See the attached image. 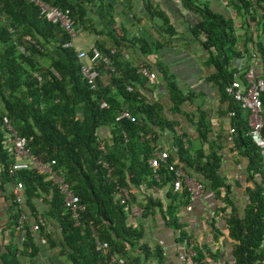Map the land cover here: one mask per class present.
I'll return each instance as SVG.
<instances>
[{"label": "trees", "instance_id": "16d2710c", "mask_svg": "<svg viewBox=\"0 0 264 264\" xmlns=\"http://www.w3.org/2000/svg\"><path fill=\"white\" fill-rule=\"evenodd\" d=\"M43 1L68 9L71 24L78 31L103 32L106 26L103 30L98 29L101 31L96 30L97 26L91 19L93 15L104 25L105 22L113 23L112 19L105 20L103 11L107 6L101 1ZM182 4L200 15L192 33L195 36L203 33L201 45L206 50L213 49V53L208 51L207 63L213 66L214 72L207 79L218 87L221 100H224L227 96L223 87L233 78L228 64L233 53L228 50V45L232 47L234 41L230 32L231 20L206 7L200 8L191 0H182ZM249 5L250 1H243L244 8ZM144 8L150 18L158 16L166 25L167 20L159 10L150 8L148 2H144ZM259 21L264 33V7ZM113 24L108 34L116 32L118 35L122 28L114 29ZM166 31L171 32L169 26ZM119 35L114 36L112 44L104 41L94 44L108 62L95 60L98 76L94 89H91L79 74L80 61L75 56L76 49L62 46L70 40L63 29L40 16L29 0H0V187L17 181L22 184V202L17 205L10 201L8 223L4 226L0 224V264H22L20 257L31 261L35 256L37 245L26 224L19 231L22 232L20 246L10 241L5 243L2 235L6 228L12 233L20 210L25 211L27 207L30 213L35 212L32 210L35 199L47 204L41 217L54 219L60 230L57 242L46 233H42L43 237L50 246H58V253L66 255L70 264H106L108 257L114 253L126 260L124 264H140L149 257L161 260L159 245L156 243L153 250H149L140 241V225L127 222L129 206L135 201L141 184L154 182L146 160L158 136L164 131H173L172 128L177 125L169 113L180 111L183 104L192 101L193 94L183 93L165 72H161L167 100H144L142 89L145 90V78L137 73V69H148L147 64L143 61L134 65L122 57L121 50L125 45L122 34ZM260 49L264 59V49ZM140 50L144 51L143 48ZM126 86H130L131 90L126 91ZM100 99L106 102V108H99ZM262 101L264 113V97ZM121 109H126L131 119L115 122L114 116ZM227 109L234 113L232 122L236 131L233 148L246 159V179L253 184L252 188H246L248 203L242 216L233 211L225 219L227 236L235 240L231 244L232 264H259L264 260V246L261 244L264 236V166L250 139L242 135L245 129V118L240 116L242 109L233 102H229ZM195 114H191L195 120L190 118L189 121L194 126L199 147L193 149L194 158L189 160L184 156L186 148L182 147L181 136H175L178 158L187 169L193 167L210 190L217 193L219 186L223 185L224 192L228 194L229 186L217 174L219 155L215 151L202 155L200 145L210 131L208 114L200 106L196 107ZM3 116L18 135L25 137L35 156L44 161H54V169L62 173L70 191L84 206L77 221L64 209L61 195L45 175L30 170L8 174L7 166L12 160L11 151L4 141ZM105 129L108 131L102 134ZM262 132L264 135V127ZM201 157L204 161L195 164ZM159 175L161 183L170 179L162 168ZM120 189L127 191L126 199ZM146 190L149 191L148 196L137 203L139 216L147 217L157 208L162 219L166 216L168 225L177 228L179 234L175 242L190 238L179 228L175 217L179 206L185 207L189 202L185 189L179 196L173 194L166 206L154 197L149 186ZM227 194L224 196L227 197ZM89 222L97 238L107 242V249H94ZM193 248L195 253L191 261L203 264L201 252L195 245ZM131 251H137V254L131 255Z\"/></svg>", "mask_w": 264, "mask_h": 264}, {"label": "crops", "instance_id": "0c3cea01", "mask_svg": "<svg viewBox=\"0 0 264 264\" xmlns=\"http://www.w3.org/2000/svg\"><path fill=\"white\" fill-rule=\"evenodd\" d=\"M100 1L107 6V8L104 7L103 11L105 20L112 19L113 27L122 28V32L118 35L121 36L122 34L123 36L121 39L124 40L125 47L122 48L121 52L126 54V58L123 54L122 57L130 60L134 65L144 61L147 64L148 71L155 74L152 81H148L144 77L143 99L148 102L155 101L158 98L162 101L167 100L164 88L165 81L161 72H165L167 77L183 93L193 94L192 101L183 104L180 111L169 113V117L176 120L177 125H174L173 131L168 130L161 133L153 146L151 145L152 150L154 148H169L170 146L177 147L174 138L175 136H181L182 147L186 148L184 156L192 160L194 158L193 149L199 147V143L195 138L194 126L189 121L190 118L193 121L195 120V116L193 118L191 114L196 115L197 106H200L208 114L210 131L206 140L200 145L203 151L202 155L206 156L211 151H215L219 155L220 161L217 174L222 178L223 183L229 186V193L224 192L223 185L219 186L217 193L210 190L206 185V181L198 172L193 170V167L187 169L184 166L182 160L178 158L177 152L169 153L168 161L183 169L188 176L195 178L203 188L200 197L187 203L191 206L190 209L185 208L187 205L185 207L179 206L175 217L180 226L179 228L193 240L195 247L201 252L203 264H232L231 244L235 243V240H231L227 236L225 219L233 211L237 216H242L244 206L248 203L246 188H252L253 184L246 179V159L225 141L227 127L232 121L226 113L230 110L227 109L229 102L233 101L228 97L221 100L218 87L207 79L214 72L213 66L207 63L208 51L213 53V49L206 50L201 45L204 40L203 33L197 36L192 33V28L200 20V15L191 7H185L182 0H95V3ZM243 1L246 0H191L198 7L202 6L208 9L211 6V12L214 11L213 13L224 19L231 20L230 32L234 41L232 47L228 49L233 51L228 64L233 75L232 80H237L240 83L243 82V73L247 69H252L255 76L264 78V59L263 52L260 49H264V33L261 30L259 21L262 7H264V0L259 2L248 0L251 5L247 8L243 7ZM144 2H148L150 8L159 10L164 15L167 20L166 25L158 16L149 17L147 10L144 8ZM210 9L208 10L210 11ZM91 19L97 26L96 30H103L106 26L107 31L106 28L102 33L92 31L95 34L92 40L93 44L83 41L82 35H80L82 31H79L72 41V47L76 50L87 49L92 45L95 46L94 43L100 41L112 44L114 43V36H118L116 32L108 34L113 24L112 21L111 25L107 22L104 25L97 16L93 15ZM168 26L171 32L166 31ZM106 32L107 35L105 36ZM137 39L140 42L136 41ZM140 48H143L144 51ZM163 69L165 71H161ZM245 114L244 110H240V116L243 119ZM106 131L108 130L105 129V131L100 132L104 134ZM3 135L7 145L5 146L10 150L9 136L7 133ZM13 158L11 153L12 161ZM261 159L264 166L263 158L261 157ZM203 161L204 157H201L200 160L195 161V164ZM160 168L162 167L160 166ZM159 169L157 179L153 178L151 174L153 184H141L135 201H133L135 203L131 202L129 209L132 206L140 209L137 203L141 198L148 196L149 191L146 190L148 186L154 197L164 206L170 202L173 194L179 196L180 192L184 190L182 187L178 191H173L169 180L161 183ZM255 180L259 181V178H255ZM12 184L4 185V188L0 187V224L3 226L8 223L10 216L8 205L10 201L12 202L10 191ZM225 194H227V197L224 196ZM32 204L34 213H30L27 207L24 210L29 218L26 223L27 230L33 237L35 245H37V252L31 261L26 257H20L21 263L70 264L66 259V255L58 253L59 247L50 246L43 237L42 233H46L50 235L51 239L56 242L59 241L60 230L54 219L42 218L43 225L39 226L37 231L31 230L30 223L34 221L36 215L43 214L47 206L40 199L33 200ZM129 213L127 222L139 224L142 229L140 241L151 251L156 243L161 250V260H157L156 257H149L140 264H189L180 262L177 259L174 243L179 234L178 230L168 225L166 216L162 219L157 208H154L152 213L144 218L133 215L130 210ZM2 235L5 243L10 241L14 245L20 246L22 232H15L14 227L12 233H10L9 228H6L3 230ZM261 244L264 246V236ZM130 253L136 255L137 251H131ZM125 261L124 259V263ZM105 263L107 264V261Z\"/></svg>", "mask_w": 264, "mask_h": 264}, {"label": "built area", "instance_id": "2783aa9c", "mask_svg": "<svg viewBox=\"0 0 264 264\" xmlns=\"http://www.w3.org/2000/svg\"><path fill=\"white\" fill-rule=\"evenodd\" d=\"M33 5L36 6L38 14L42 16L45 20L52 24H57L61 29H63L68 35L70 40H67L62 44L63 47L72 46V41L78 34V30L75 29L71 24V18L68 9H61L48 4L43 0H29ZM112 49L111 51H113ZM126 58V54L121 52ZM75 56L80 61L79 74L89 88L94 89L95 80L98 76V71L94 65L95 60H100L101 62L107 64L108 60L103 57L97 47L90 46L87 49H77L75 51ZM137 73L148 81H152L155 78V74L148 71L145 67H139ZM40 81V78L37 77ZM126 91H130L131 87L126 86ZM223 91L225 95L236 105L246 112L245 114V129L242 135L249 138L256 148L259 156L263 158L264 162V113H263V97H264V78L255 76L252 69H247L243 73V82L240 83L237 80H231L224 87ZM99 108H106L107 104L103 99L99 100ZM227 117L233 119V111H227ZM121 119H131L129 112L126 109L118 110L114 116V121L117 122ZM2 127L4 132L8 134L10 139V151L13 155V161L7 166V172L10 175L15 174L17 171L30 170L40 175H45L50 181L55 185L58 193L61 195L62 203L64 209L68 212L74 221L80 217V212L84 209V206L79 203L78 197L73 194L68 184L65 182L63 175L60 171L54 169L53 160H41L35 156L29 146L25 137L20 136L16 131L10 126L7 118L3 116L1 118ZM235 125L231 121L227 127L225 141L228 145L233 146V139L235 135ZM177 147L170 146L169 148L152 150L151 155L147 158V166L151 171L152 177L157 179V171L161 166L169 174V182L171 189L173 191H178L182 187L185 189L188 195L189 201H193L200 197L203 192L201 184L193 177H190L186 172L180 167H176L173 162L168 161L169 153H176ZM11 200L15 204H20L22 202V184L17 181L12 184L10 189ZM123 198H127V191L125 189H120ZM190 205L185 208L190 209ZM133 215L139 216L140 209L132 206L129 209ZM28 215L25 211L20 210L16 219V224L14 227L15 232H19L24 224L28 222ZM43 225V219L40 215H36L34 221L30 223V228L32 231H37L39 226ZM90 236L93 238V245L95 250H104L108 248L106 241L99 240L96 233L89 222ZM22 239V237H21ZM194 243L191 238H184L181 241L174 243V251L177 259L183 263L197 264L196 261L192 260L191 257L194 256ZM107 264H124V259L119 254H111L107 259ZM259 264H264V260Z\"/></svg>", "mask_w": 264, "mask_h": 264}, {"label": "rangeland", "instance_id": "374dc122", "mask_svg": "<svg viewBox=\"0 0 264 264\" xmlns=\"http://www.w3.org/2000/svg\"><path fill=\"white\" fill-rule=\"evenodd\" d=\"M200 8H202V6H199ZM211 8V6L210 7H208V9H210ZM212 9V8H211ZM210 9V11H212ZM214 12V11H213ZM114 25V24H113ZM114 29H117L116 27L114 28ZM80 35H82V38H83V41H87L89 44H91L92 43V40H93V38L95 37L94 35V33H92L91 31H89V30H83L82 31V33H80ZM106 36V35H105ZM107 38V37H106ZM86 43V42H85ZM106 44H107V42H105ZM93 44V43H92ZM95 44V43H94ZM231 47V45L229 46L228 45V49ZM128 51V50H127ZM127 55H128V53H127ZM129 57V56H128Z\"/></svg>", "mask_w": 264, "mask_h": 264}]
</instances>
